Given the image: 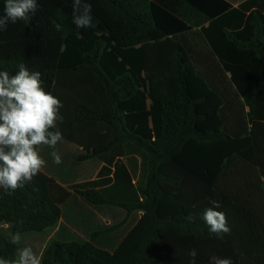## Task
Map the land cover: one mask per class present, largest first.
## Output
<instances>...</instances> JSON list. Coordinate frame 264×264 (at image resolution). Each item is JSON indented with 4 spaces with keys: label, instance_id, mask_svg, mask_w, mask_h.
Listing matches in <instances>:
<instances>
[{
    "label": "trees",
    "instance_id": "obj_1",
    "mask_svg": "<svg viewBox=\"0 0 264 264\" xmlns=\"http://www.w3.org/2000/svg\"><path fill=\"white\" fill-rule=\"evenodd\" d=\"M37 3L0 31V71L40 72L63 105L61 140L102 165L68 187L40 171L0 188V258L44 234L41 264H192L193 249L195 264H264V0H91L88 30L72 23V0ZM129 145L147 156L142 185ZM212 201L222 238L203 220ZM113 207L125 217L108 226Z\"/></svg>",
    "mask_w": 264,
    "mask_h": 264
},
{
    "label": "clouds",
    "instance_id": "obj_2",
    "mask_svg": "<svg viewBox=\"0 0 264 264\" xmlns=\"http://www.w3.org/2000/svg\"><path fill=\"white\" fill-rule=\"evenodd\" d=\"M72 8V23L77 29L95 28L91 0H72ZM37 10V0H5L0 31L6 30L9 23L30 19ZM62 107L61 101L43 88L40 72H30L23 63L14 75L0 71V188L11 194L40 173L46 162L38 151L39 146L55 149L62 139L57 124L63 120L59 115ZM51 156L54 163H61L56 151ZM212 205L203 213V220L211 233L222 238V234L230 231L226 215L216 210L220 207L217 201H212ZM20 242L21 234L17 231L11 243ZM196 255L195 249L189 252L192 264ZM211 260L213 264H232L227 258L213 256ZM0 264H41V258L31 247H25L18 260L0 258Z\"/></svg>",
    "mask_w": 264,
    "mask_h": 264
},
{
    "label": "rangeland",
    "instance_id": "obj_3",
    "mask_svg": "<svg viewBox=\"0 0 264 264\" xmlns=\"http://www.w3.org/2000/svg\"><path fill=\"white\" fill-rule=\"evenodd\" d=\"M66 148L67 150H70L69 152L67 151H60V153L63 155V160L65 162V174L64 177L67 180H72L74 179V176L76 177H82L83 175H80L78 173H82L85 172L86 175L84 176H92L93 172H96L97 170H99L100 166L102 165V163L98 160V159H91V160H86L84 162L78 161L77 160V156L82 152L81 149L76 146V145H72V144H66ZM71 153H73V161H72V157H71ZM125 160L129 163V166L133 167L132 168V174L133 177L135 179V181L137 182V185H142L143 181L146 178V172H147V156L144 152L139 151L138 149H136L133 145H129L128 147V153L126 154ZM71 163H73L74 167L78 168L79 171H75L74 167H70ZM70 173V174H69ZM76 177V179H77ZM112 211L115 214V217H117V219H109L107 220V225L108 226H114V224L116 225L117 223H119V221L125 217V210H121L119 207H113ZM111 211V212H112ZM141 212L139 211H135L132 214L129 215V219L127 220V223L124 225L122 224L120 227H117L116 229H114L113 232H111V234L113 236H115L116 240L120 237H122L129 229L130 227L140 218L141 216ZM113 217V216H112ZM40 241L39 243H33L34 245L31 246L33 252L39 257L44 245L46 243V241L49 238V235H44V234H40ZM102 237V236H101ZM26 238V239H25ZM25 238H23V240H26V244L28 242H33V238L32 236H26ZM105 238L109 239V236H105ZM114 239V238H111Z\"/></svg>",
    "mask_w": 264,
    "mask_h": 264
},
{
    "label": "crops",
    "instance_id": "obj_4",
    "mask_svg": "<svg viewBox=\"0 0 264 264\" xmlns=\"http://www.w3.org/2000/svg\"><path fill=\"white\" fill-rule=\"evenodd\" d=\"M61 150L62 151L65 150L67 152L70 151V150H67L66 143L63 140H60L57 143L55 149H52V148H50V147H48L46 145L39 146L38 151H39L41 157L46 162L45 166L41 169V172H43L44 174H46L48 176L54 177L57 180V182L60 185L64 186V187H68L70 184L77 183V182H80V181H84V180H88V179L96 177L98 170L96 172H93L92 176H84V175H86V173L85 172H82V173L80 172L78 174L83 175L82 177H77L76 176L77 177V179H76V177L74 176V179L67 180L64 177L66 168H65V165H64L65 162L63 160V155H62L63 153L62 154L60 153ZM52 151H56L60 155L61 163H59V164L54 163L53 158L51 156V152ZM71 157H72V161H73V158H74L73 153H71ZM70 167H74L73 163H71ZM74 168H75V171H77V172L79 171L78 168H76V167H74Z\"/></svg>",
    "mask_w": 264,
    "mask_h": 264
}]
</instances>
